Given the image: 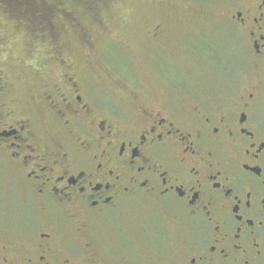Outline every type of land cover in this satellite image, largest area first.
<instances>
[{"label": "flooded vegetation", "instance_id": "flooded-vegetation-1", "mask_svg": "<svg viewBox=\"0 0 264 264\" xmlns=\"http://www.w3.org/2000/svg\"><path fill=\"white\" fill-rule=\"evenodd\" d=\"M223 15L229 45L204 24L203 43L177 44L201 49L203 89L161 76L163 92L118 98L78 69L65 24L5 14L56 66L23 99L0 59V153L30 206L0 264H264V0H228ZM165 31H150L156 51Z\"/></svg>", "mask_w": 264, "mask_h": 264}, {"label": "rangeland", "instance_id": "rangeland-1", "mask_svg": "<svg viewBox=\"0 0 264 264\" xmlns=\"http://www.w3.org/2000/svg\"><path fill=\"white\" fill-rule=\"evenodd\" d=\"M227 1L66 0L57 4L59 8H54L58 15L52 19L66 25L63 36L66 51L74 57L84 76L95 79L98 95L121 98L127 87L141 86L163 92L165 84L161 82V76L182 77L203 89L201 49L188 45L177 47V44L189 39L192 44L203 43L204 24L208 40L223 39L225 46L229 45L228 28L220 26ZM6 8L11 13L14 11L12 17L24 19L20 18L17 9L15 12L12 5L4 2L0 8V59L5 73L23 99H33L36 98L35 90L40 89L44 81L37 71L44 65L45 72L52 74L56 62L49 57V49L39 48V42L34 47V39L23 24L13 20L20 25L18 28L13 26L14 23L5 16L9 14ZM73 18L83 25L84 32L71 25ZM187 22L190 26L185 33L179 24L184 26ZM159 23L166 27V52L163 48L156 51L149 39L151 29ZM159 51L162 52L157 53ZM29 209V203L18 191L7 157L0 153V241L26 225ZM161 216L167 225L163 230L170 236L176 234L181 225L173 223L169 215L162 213ZM166 250L165 246L161 249L162 252Z\"/></svg>", "mask_w": 264, "mask_h": 264}, {"label": "trees", "instance_id": "trees-1", "mask_svg": "<svg viewBox=\"0 0 264 264\" xmlns=\"http://www.w3.org/2000/svg\"><path fill=\"white\" fill-rule=\"evenodd\" d=\"M65 1L66 0H0V8L4 5V2L8 4V6L12 5L15 12L16 9L18 10L17 12L20 18H24L22 20H29L32 26L39 27L42 26L47 19H52L55 15H58L54 12V10H56L54 7ZM50 3H52L51 5L53 6H49ZM6 10L11 17L15 16L13 15L14 11L11 13L9 9L6 8ZM62 12L63 10H61V14ZM26 17L28 19H26Z\"/></svg>", "mask_w": 264, "mask_h": 264}]
</instances>
